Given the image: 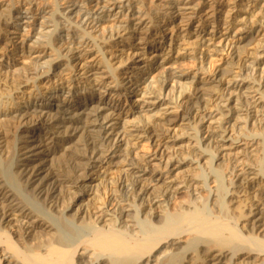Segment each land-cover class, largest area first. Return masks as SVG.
I'll list each match as a JSON object with an SVG mask.
<instances>
[{
    "label": "bare ground",
    "instance_id": "6f19581e",
    "mask_svg": "<svg viewBox=\"0 0 264 264\" xmlns=\"http://www.w3.org/2000/svg\"><path fill=\"white\" fill-rule=\"evenodd\" d=\"M8 1L0 264H264V0Z\"/></svg>",
    "mask_w": 264,
    "mask_h": 264
},
{
    "label": "rangeland",
    "instance_id": "374dc122",
    "mask_svg": "<svg viewBox=\"0 0 264 264\" xmlns=\"http://www.w3.org/2000/svg\"><path fill=\"white\" fill-rule=\"evenodd\" d=\"M151 0H149V2H150ZM242 1H246V2H242ZM242 1H240V0H225L224 1V6L227 8L226 9V12H227V10H229V9H233V8H237V9H239L240 8V6H244L246 3H248L249 2V0H242ZM9 1L8 0H0V5H5V4H9L8 3ZM13 7H15V8H17V9H22V7H21V5H16V6H13ZM236 9V10H237ZM263 9H264V5H263ZM23 10V9H22ZM222 10H225V9H222ZM226 14V13H225ZM223 15L224 17H226V15ZM229 20V19H228ZM195 28H193V30H194ZM247 30H251V29H247ZM257 30H259V29H257ZM180 31L181 30H178V31H173V33L171 32H168L167 33V35H169L168 37L170 38L171 37V35L172 34H174V36L176 35H179V33H180ZM251 32V34L248 36V39H247V41H249L250 42V44L248 45V46H246V48L245 47H243L244 49H242V51H243V53H242V55L243 56H246V55H248V53H252L253 52V48H254V42H256V41H258L256 38H254V37H256V34H253V30L252 31H250ZM232 37H230V39H231ZM239 38H241V37H239ZM245 45V43L244 44H242L241 46H244ZM220 49H221V47H220ZM252 49V50H251ZM187 50H190V48L189 47H187ZM245 52V53H244ZM185 52L183 51L181 54L183 55ZM226 55H227V52H224L223 54H217V55H213L212 56V61H213V63L216 65V67L218 68L217 70L218 71H221V73H223L224 72V69H225V67H226V65L227 64H229L231 61L226 57ZM124 58L125 59H127V56H125L124 55ZM206 59H208V57H206ZM21 62H28V60H26L25 58H22L21 60H20ZM192 66V63H191V61L190 60H179V63H178V66L177 67H180V69L178 70V71H181V70H185V72L186 73H191L192 71L190 70V67ZM206 69L208 70L209 69V61L207 60L206 61ZM162 70H157V71H154L153 72V74H152V76H150V77H147V80H146V82L141 86V89H140V93H142L143 91V89H145L148 85H154V86H156L155 84H156V82H155V79L157 78V79H159L160 78V76L162 75ZM153 78H155V79H153ZM202 78H203V76H202ZM192 79H190V80H188V81H182V83H190V82H192L191 81ZM196 87L197 88H204V89H206V90H209V91H212V90H214L215 89V84H207L206 83V85H196ZM208 91V92H209ZM134 95H132V97H133ZM137 99H139V98H137ZM130 100L132 101L133 100V98H130ZM136 106H137V104H136ZM135 106V107H136ZM123 108L124 109H126V111H128L130 108L129 107H127V103H123ZM136 109V108H135ZM137 112H138V110H136ZM172 112V111H171ZM138 117V116H137ZM178 128H180V127H176V129H178ZM157 130L158 131H156V134L157 135H163V134H165V135H168V134H170V132H168V127L167 126H165V125H160L158 128H157ZM180 130V129H179ZM180 199H182L183 197H184V192H181L180 194H179V196H178Z\"/></svg>",
    "mask_w": 264,
    "mask_h": 264
}]
</instances>
